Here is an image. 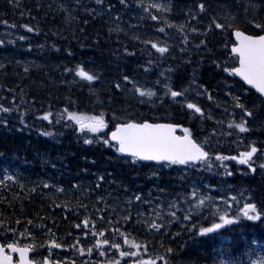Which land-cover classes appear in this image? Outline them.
<instances>
[{"label":"trees","instance_id":"16d2710c","mask_svg":"<svg viewBox=\"0 0 264 264\" xmlns=\"http://www.w3.org/2000/svg\"><path fill=\"white\" fill-rule=\"evenodd\" d=\"M231 1H234L232 6L223 10L216 8L219 2L204 0L206 11L202 15L206 17L199 26L196 24L197 20L190 16L192 23L204 32L196 40L191 38L192 42L200 44L203 40L206 47L201 45L200 48L188 49L189 47L173 45L171 42L162 43L170 51L161 56L151 48L150 43H141V36L147 35L154 28L149 27L141 35V15H137L135 10L140 8L137 0H126L128 9L119 0H104L102 6L97 5L95 0H19V7L14 6V0H0V21L8 22L7 25L0 23V40L3 41L0 44V64L4 65L0 68V104L19 108V111L0 113V117L7 120L4 127L0 124V180L4 178L2 172L8 171V168L11 171L9 175L15 177V183L4 181L7 188L0 185V200H3L0 203V220L16 228L17 233L24 231L25 225L27 226L32 235L26 233L24 237L27 240L23 239L20 242L22 245L34 243L37 254H47V247L41 245L51 238L49 229L61 244H76L79 239V245H84L86 243L81 238L83 231L75 230V227L86 216L90 222H95L98 229L105 226L98 216H103L104 221L111 219L114 223L120 220L119 215L112 213L110 208L104 212H96L95 208H104V202L124 207L123 202L128 196L140 192L154 203H157L156 198L159 197L166 205L179 192V188H184L183 178L188 179L190 173L194 174L191 169L189 173L182 169L169 168L167 171L161 168L154 176V166L124 161L102 145L82 147L75 142L77 139L74 131L64 128L63 125V129H55L61 134V140L63 139L58 145L35 139L33 131L44 125V121L37 119L44 111L62 112L69 107L70 101V110L88 115L103 112L109 122L108 129L114 125L113 113L122 119L131 116L150 122H175L192 129L195 135L201 128L212 129L213 125L218 126L217 120L235 118L239 121L241 111L233 107L232 98L227 95L229 83H234L233 78L217 67V63L225 59L226 50L223 45L228 41L229 35L214 26L212 30H208V25L213 17L225 23L226 16H235L237 18L234 23L253 31L245 16L249 19H264V3L256 0L259 6L255 10L252 6L245 7L241 0ZM198 2L200 0H182V4H186L193 12L195 9L191 4ZM183 8L176 10L179 17L191 13ZM245 8L248 9L247 14ZM25 24L32 27L33 31L29 32L21 27ZM20 36L25 39H19ZM69 51L72 55L68 54ZM78 63L98 73L100 78L89 84L75 77L74 73L64 71L65 67L74 68ZM147 65L171 72L173 77L170 84L176 90L189 88L190 85L191 88L203 85L208 90L204 97L207 98L210 94L213 100L207 99V103H204L203 100L195 98V102L199 106H206V115L210 110L213 119L201 120L197 115H189V110L182 109L169 98H164L162 103L156 97L152 98L154 104L140 103L138 95L129 90L131 85L126 84L122 77L128 75L140 86L142 84V87L150 88L157 96L163 97V92L154 88L155 80L151 75L153 73H150ZM25 68L28 69L27 72ZM116 83L121 84L120 89L115 87ZM235 84L238 92L241 84ZM191 88L187 95L194 93ZM144 99L148 100L147 97ZM244 102L250 108L254 104L259 106L253 108L254 117L264 115V105H261L252 92ZM217 104L220 106L217 107ZM21 113L24 124L20 122ZM256 118L249 120L251 133H254L258 142L264 141V127L258 125ZM49 130L52 132L51 126ZM230 141L222 139L213 149L225 155L231 149V154H236L234 143ZM9 159L17 161L10 164ZM100 176L104 179L97 182ZM243 180L251 185H247L250 191L254 188L263 191L262 201H258V206L264 210V183L256 184L252 177H245ZM45 182L56 184L64 192L56 193L52 189L44 188L42 183ZM97 183L101 187L97 188ZM73 184L78 187L72 188ZM33 188L35 191H30ZM161 188L165 192H160ZM98 196H103L104 202L97 203ZM257 197L258 195L255 199ZM64 204H67V208ZM79 204L88 205V210L78 207ZM182 216V212L178 213L180 219L168 227V234L162 231L149 235L139 224L125 225L122 220L120 225L121 230L126 228L131 233L130 238L141 242L147 239L148 248L152 252L165 254V249L171 247L173 251L167 256L169 264H214L226 258L239 261L240 264H249L250 259L264 256V222L260 223L262 227L251 225L249 228V225L244 224L231 226L227 237L223 238L210 235L203 237L196 234V229L199 226H208V222L200 217L186 222L182 220ZM41 217L44 218L42 221ZM133 218L135 219L134 209ZM17 219L21 221L19 225L15 223ZM28 220H32L33 224L27 225ZM191 224H196V229ZM8 235L13 234L0 229L1 241ZM86 242L92 243L91 240Z\"/></svg>","mask_w":264,"mask_h":264},{"label":"snow or ice","instance_id":"6c2138e0","mask_svg":"<svg viewBox=\"0 0 264 264\" xmlns=\"http://www.w3.org/2000/svg\"><path fill=\"white\" fill-rule=\"evenodd\" d=\"M12 2V0H10ZM79 2V0H77ZM120 4H126V0H119ZM97 5H103L104 0H95ZM137 3L142 7L144 12L149 14V17L153 21H159L161 18L157 15H153L150 9H155L157 12H170L171 9L166 4L161 3H150L145 5L143 0H137ZM14 6L19 7V0H14ZM63 7V6H62ZM255 8V5H252ZM195 11L192 14V18L196 19L201 13L206 11V5L204 0L194 4ZM109 10H111L109 8ZM94 11V10H90ZM248 9L245 8V13L247 14ZM248 25L251 26L253 31H249L246 28L240 27L238 24L234 23L236 20L235 16L225 17L226 22L221 23L216 17H213L211 23L208 25V30H212L213 26L217 30L222 32H228V41L223 45L226 50L225 59L223 62L217 63V67L228 77L233 78L234 83H239L235 81L238 77L239 81L243 84L240 85V89L237 93H233L229 89L227 95L231 96L233 101V107L238 108L241 111V116L239 121L235 118L229 119L227 121V129L222 126L225 123L224 120H217L216 124L220 126L219 136L222 137H234L230 142L236 145V154H231L232 150H229V154L225 155L219 151H213L212 137L216 134V129H213V133L200 139L196 136L192 129L188 127H182L180 124L175 122H150L147 119L139 120L134 119L131 116L122 119L113 113L112 120L114 122L113 130L105 134V137H101L100 134L104 129L108 128L109 122L105 119V114L103 112L96 115H88L83 112L70 110L71 101L69 102V107L63 109L62 112L58 113L53 121V112L51 110L44 111L42 115L38 116L37 119L47 121L49 124H63L65 128L72 126L74 132L80 133L81 136L78 138H83L85 144H93L96 142H102L104 145L115 148V151L126 157H131L132 163L137 162H155L160 168L172 167L175 165H181L185 168H192L200 170L201 168L211 171L214 167L217 169H223V175L232 176L233 171L230 170L229 165L225 162H235L236 165L245 166V174L256 173L257 168L264 170V141H257L251 139L248 136L242 134H248L252 131L249 126L250 118L254 117L253 108L259 107L253 105L252 108L244 102L246 95L250 94L251 89H255V92L259 94L257 99L260 100L261 105H264V19H257L255 17L249 19L247 15L245 16ZM233 21V22H228ZM7 25V21H0ZM87 23V21H85ZM164 23L168 27H174L172 23L167 20ZM15 27V25H11ZM27 29V31L32 32L33 28L29 25H21ZM112 29H110L111 31ZM118 30V29H116ZM178 30L183 33L184 25H179ZM159 32H164V27L158 28ZM192 31H197L193 28ZM19 39H25L24 36H20ZM183 41L187 42V36L183 37ZM144 43H150L151 48L159 53L161 56L170 51L167 45H160L156 42L143 41ZM0 44L3 41L0 40ZM201 45H205V41H201ZM184 51V49H181ZM69 55L72 53L69 51ZM151 63V61H149ZM4 65L0 64V68ZM28 69L25 68V72ZM65 72L74 73L75 77H78L81 81L92 82L97 81L100 77L95 71L86 69L82 64H76L74 68L65 67ZM147 71V69H145ZM122 80L126 84L131 85V92L138 95L140 98V103H155L152 100L153 97L159 99L161 103L164 98H170L173 103L179 104L182 109L186 108L189 110V115L195 116L203 119L212 120L213 116L209 110L207 115L205 110L197 104L194 100L188 99V92L191 88H182L176 90L168 84L164 85L163 97L157 96V93L146 87L140 86L135 80L130 76L124 75ZM156 83H160L157 81ZM194 83V81H193ZM244 85L249 86L244 88ZM115 87L117 89L121 88L120 83H116ZM202 89V91H201ZM197 96H202L208 93V90L203 87V85H196L195 88H191ZM147 97L146 101L144 98ZM180 98V99H178ZM15 99V98H14ZM208 100H213L212 95H207ZM23 102V97H21ZM220 105L217 104V107ZM13 110L19 111V108L5 107L0 104V113H10ZM227 112V109H225ZM233 117L235 113L232 114ZM20 122L24 124L23 113L20 115ZM0 123L7 124V121L0 117ZM27 126V125H25ZM180 128L182 134L177 135V129ZM88 134H93L89 137ZM41 135L52 136L51 132H41ZM220 140H215V144H219ZM242 149V150H241ZM214 156V159H213ZM239 170V169H237ZM152 174L157 175V171L153 169ZM219 174V173H217ZM104 177L100 176L99 180L103 181ZM4 181H13L15 183V177L13 175L5 174L3 180H0V185L7 188ZM44 188H49L48 183H43ZM56 193H63L64 189L53 185ZM72 188H77L76 184L71 186ZM96 187H101L100 183L96 184ZM231 187V185H229ZM23 189V185H21ZM205 189L207 191H205ZM215 190V186L211 184H204L202 186H197L193 183L190 186V190L182 193H177L173 199L169 200L167 205H163L159 202V197L156 198L158 201L153 206V200L142 196L140 192H134L131 196H128L123 202L124 207L120 204L109 205L104 202L103 196L96 197L97 203L104 202V208H95L96 212H104L105 209L110 208L112 213L119 215L120 220L124 222L125 225H131L133 223L139 224L149 235L159 234L162 231H167L168 227L176 220L180 219L178 213H183L182 220L186 222L193 221L196 217L208 222V226H199L196 229V224H191L193 229H196V234L200 236H207L209 234L217 233L219 230L225 228L226 226L237 224L240 222L241 218L248 221H261L264 222V210L258 209L257 204L251 202L247 199L246 202L240 205V200L244 199V192L240 191L238 195H233L231 193H224L220 189V195L213 196L210 193ZM30 191H35V188ZM160 192H165V189H159ZM127 193V189L125 188ZM151 194L149 193V196ZM221 201L224 208L221 209L217 201ZM3 200H0L2 203ZM55 204V201H53ZM233 204L236 205L237 211L233 214H229L227 209H231ZM143 205H148V208L144 211L141 210ZM60 207L61 205H55ZM67 208V204H64ZM78 207L84 208L85 211L88 210V205L79 204ZM95 207V205H94ZM119 208V212L117 209ZM133 209L135 210V219L133 218ZM215 209V211H213ZM145 211H147V216H145ZM209 213L212 217L211 221H208V217L205 213ZM41 221L44 219L40 218ZM100 220H104V217H99ZM120 220L115 223L108 219L106 225L103 228L96 229L95 222H90L89 218L86 216L81 222L84 229H89L91 223V235L93 238L97 236L103 239H97L94 247L98 250L100 256H106L109 250H115L112 252L111 258L107 259L104 264H157L158 261L162 264H169L167 256L172 253L173 249L168 247L165 249V254H155L150 255L148 251L149 241L145 239L143 242L130 238L131 233L125 228L121 230ZM17 225L21 223L19 219L15 221ZM33 224L32 220L27 221V225ZM43 227V224L40 225ZM111 226V239L105 235V232L109 230ZM187 226V225H185ZM76 228L80 229L81 224L77 223ZM0 229L3 232H11L13 238L9 240L7 237L3 243H0V264H66L65 261L61 260L58 256H55L52 252L53 249H60L64 247H70L73 251L78 252L81 256L87 253L89 256L93 254L92 247H80L78 246L80 241L77 239L76 244L64 245L57 242L55 235L51 233V229L48 233L51 234V238L47 239L43 245L48 249V254L40 256L37 258L33 256L29 258V253L35 250L36 245L34 243H26L21 245L18 243L16 238L17 229L13 228L9 223L4 220H0ZM29 236L32 235L30 230H28L25 225V230L19 232V236L23 237L25 234ZM85 235L88 233L85 232ZM121 241L123 243H121ZM163 246V245H162ZM15 256L18 259H14ZM147 258H144L146 257ZM125 258H130L125 260ZM71 264H76V261H71ZM82 264H87L86 261ZM99 264V262H97ZM214 264H240L231 258L221 259ZM249 264H264V256H258L256 259H250Z\"/></svg>","mask_w":264,"mask_h":264},{"label":"rangeland","instance_id":"374dc122","mask_svg":"<svg viewBox=\"0 0 264 264\" xmlns=\"http://www.w3.org/2000/svg\"><path fill=\"white\" fill-rule=\"evenodd\" d=\"M148 4H150V3H154L153 1H156L157 3H159V0H145ZM243 2H242V4L245 6V7H248L249 6V3H250V1L249 0H242ZM186 6V5H185ZM229 6H231V3H220V4H217L216 5V8L217 9H219V8H223V10H225L227 7H229ZM250 7V6H249ZM209 9H211L210 7H209ZM257 10H258V8H257ZM150 11H151V13L153 14V15H157L158 17H162L163 16V18L165 19V20H167L169 23H171L170 22V20L169 19H172L173 21H174V23H175V25L177 26V28L174 26V27H168V26H166L164 29H165V31L167 30V29H170L172 32H174L176 35H183L184 33H186V32H189L191 29H193L194 27H195V25L192 23V21L190 20V18H189V16H188V19H182V17H180L179 19H174V18H172V17H170L169 15H166V13L165 12H157L155 9H150ZM220 11H222V10H220ZM220 11H218V12H220ZM173 12V10H171L170 12H168V13H172ZM142 13L143 14H145V16L148 18V19H150V17H149V14L147 13V12H144L143 11V9H142ZM223 15L225 16V13H223ZM204 17H206L205 15L203 16L202 15V13L199 15V16H197V18H196V20H197V22H196V24H197V26H199V24H200V22H203L204 21ZM237 18V17H236ZM150 21H152V22H156V21H153V20H151L150 19ZM161 21V20H160ZM179 25H184V31H183V33L182 32H180L179 30H178V26ZM143 32V31H142ZM156 33H161V32H159L158 31V29L156 30ZM154 35L156 36V34L154 33ZM146 36V35H145ZM182 39V42L183 43H185L184 41H183V38H181ZM153 67H151V68H149V71H151V73L152 72H154L153 70ZM160 73V72H159ZM159 76L160 77H163L164 79H166L167 78V76L166 75H164V74H159ZM142 86V85H141ZM194 95H195V97H197V98H199L200 96H197L196 94H195V92H194ZM53 119H54V116H53ZM2 124V123H1ZM224 129H227V124H223V126H222ZM219 128H220V126H219ZM219 128L216 130V134L215 135H213V137H212V142H213V145H215V142H214V140L213 139H217V138H226V137H222V136H219ZM213 133V132H212ZM211 133V134H212ZM225 163H227L228 165H229V162H225ZM202 170H204V173H205V177L208 179L210 176H212V175H214L215 173H222L223 174V169H217V168H213L211 171H207V170H205V169H203L202 168ZM9 175V174H8ZM193 183H195V184H197V186H202V185H204V184H208V182H207V180L205 181V182H203L201 185L199 184V182H198V178H193V176H192V180L190 181V183H187V191H189L190 190V186H191V184H193ZM220 189H222L223 190V192L224 193H229V192H227V189H231L230 187H229V185L228 184H226L225 183V181L224 180H221L219 183H218V186H217V189L215 190V194L213 195V196H218V195H220ZM205 191H207L206 189H205ZM182 192H186V191H182ZM182 192H178V193H182ZM213 193V191L210 193V194H212ZM176 196V195H175ZM174 196V197H175ZM245 198L244 199H241L240 200V205L242 206V204L244 203V202H246V200L247 199H250L251 201H252V198H251V196H244ZM173 199V198H172ZM171 200V199H170ZM169 201V200H168ZM217 203L220 205V208L221 209H223L224 208V205H223V203L221 202V201H217ZM166 206V205H165ZM213 211H215V209H213ZM227 211L229 212V214H233V213H235L236 211H237V207H236V205L235 204H233V207L231 208V209H227ZM205 215L208 217V216H210L211 217V215L209 214V213H205ZM145 216H147V214H145ZM210 219H212V217L210 218ZM243 219V218H242ZM210 235V234H209ZM209 235H207L208 237H209ZM108 237L111 239V236H109L108 235ZM96 240L97 239H103L102 237H99V236H97L96 238H95ZM96 243V242H95ZM121 243H123L122 241H121ZM113 251H115V250H109V252L107 253V255L106 256H100L99 254L95 257V259H93L91 256H89L87 253H85V255H83V256H79L80 258H82L81 259V261H80V263L82 264V262H84V261H86L87 262V264H97V262H99V264H104V262L107 260V259H109V258H111V256H112V252ZM62 259H64L63 258V256L61 255L60 256ZM85 257V258H84ZM144 258H147V256L146 257H144ZM130 258H125V260H129ZM122 264H124V260H122ZM157 264H162V262H160V261H158L157 262Z\"/></svg>","mask_w":264,"mask_h":264},{"label":"bare ground","instance_id":"6f19581e","mask_svg":"<svg viewBox=\"0 0 264 264\" xmlns=\"http://www.w3.org/2000/svg\"><path fill=\"white\" fill-rule=\"evenodd\" d=\"M258 1H261V0H258ZM154 3H157L156 1H153ZM170 2L173 4V2H175V5H174V10H173V12L172 13H168V12H165L166 13V15H169L170 17H172V18H174V19H179L180 17H179V14H178V12H176V10H177V8H182V7H184L183 8V10L185 9V10H188V11H191V9L186 5V6H184L183 4H182V0H175V1H172V0H170ZM159 3H161V4H166V3H163V2H159ZM167 5V4H166ZM191 5H193L194 6V4H191ZM210 6V5H209ZM182 9H181V11H183ZM193 14V11H191V13L190 14H188V15H185L184 17L185 18H187L188 19V16H189V18H190V16ZM170 20V22L173 24V25H175V23H174V21L172 20V19H169ZM176 26V25H175ZM158 28H154L153 30H149L148 32H147V35H146V37H149V38H165V39H170V38H168V34L166 33H163V32H161V33H156V30H157ZM154 33L156 34V36L154 35ZM141 35H144V32H141ZM142 38H141V43H143V37L144 36H141ZM147 68H148V70H149V67L148 66H146ZM154 67V66H153ZM153 70V69H152ZM141 73H143V71H141ZM153 77H154V80L156 79V74L155 73H153V74H151ZM150 75V76H151ZM27 98H30V96H27ZM217 139H219L220 141H222V138H217ZM216 139V140H217ZM213 151H217V150H215V149H213ZM246 177H252L253 178V181L254 180H256V184L258 183V184H261L262 182L264 183V172H256V173H254V174H251V175H247ZM245 178V177H244ZM246 180H241L240 181V184H243V186H245V187H247V185H250L249 184V182L248 183H246L245 182ZM251 186V185H250ZM251 189V188H250ZM211 220V219H210ZM243 225V224H242ZM244 225H249L248 227L250 228V226L252 225V224H250V223H244ZM210 236H212V234H210Z\"/></svg>","mask_w":264,"mask_h":264},{"label":"water","instance_id":"95a60500","mask_svg":"<svg viewBox=\"0 0 264 264\" xmlns=\"http://www.w3.org/2000/svg\"><path fill=\"white\" fill-rule=\"evenodd\" d=\"M236 78H237L238 81H239V78H238V77H236ZM240 82L243 84L242 81H240ZM244 86H245V88H248V87H249V86H247V85H244ZM251 91H253L255 94H257V95L259 96V94L255 92V89H251ZM177 130H178V129H177ZM141 163H145V164H149V163L156 164L155 162H141ZM175 166L182 167L181 165H175ZM29 254H30V253H29ZM17 259H18V257H17Z\"/></svg>","mask_w":264,"mask_h":264}]
</instances>
